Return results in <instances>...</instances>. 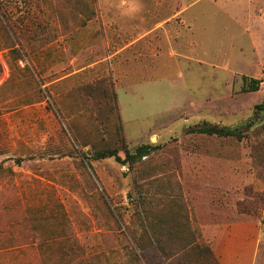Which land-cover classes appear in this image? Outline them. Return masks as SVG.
I'll use <instances>...</instances> for the list:
<instances>
[{
	"label": "rangeland",
	"instance_id": "rangeland-1",
	"mask_svg": "<svg viewBox=\"0 0 264 264\" xmlns=\"http://www.w3.org/2000/svg\"><path fill=\"white\" fill-rule=\"evenodd\" d=\"M205 4L195 9L205 15L190 60L172 58L153 80L125 86L135 63L155 55L145 42L131 45L160 22L147 0L0 3V264H160L155 251L142 259L133 246L142 198L164 229L191 210L202 244L212 224L239 219L258 220L264 236V111L254 109L264 100V0L253 20L220 0ZM154 5L169 15L175 6ZM178 22L166 25L169 37ZM244 77L260 90L244 91ZM206 124L244 136L192 131ZM144 144L154 151L133 168L83 155L110 147L125 158L124 148ZM253 196L258 214H240L238 202ZM259 257L264 264V242Z\"/></svg>",
	"mask_w": 264,
	"mask_h": 264
},
{
	"label": "crops",
	"instance_id": "crops-1",
	"mask_svg": "<svg viewBox=\"0 0 264 264\" xmlns=\"http://www.w3.org/2000/svg\"><path fill=\"white\" fill-rule=\"evenodd\" d=\"M218 1L219 0H147V2L152 5L148 6L146 11H149L153 16L152 20L159 19L160 22H156V25L154 24L144 35L136 38L131 45L136 48L140 45V42H145L146 47L149 49L152 48L155 55L152 60L149 58L145 59L144 63L141 61L135 63L133 66L136 69L133 76L134 78L131 77L129 81H124L125 86L126 83L132 86L134 84L153 80L154 76L158 74L159 71L163 68L167 69V67L172 65V58H177V63L181 60H190L191 56L189 53L194 52L196 48L200 46L201 40L198 37L200 27H198V20L201 16L205 15L204 10L201 11L203 13H195V9L203 3H206L204 6H212V4H216ZM220 1L228 5L233 14L245 13L249 20H253L255 17L253 7L256 0ZM154 3H172L175 6L171 15H169L170 11H168L165 6H156ZM204 9L206 10V8ZM174 20H180V22H178L180 26L178 31H176L177 36L173 38L172 36L169 37L166 25ZM248 29V33H252V29L249 27ZM179 45H184L185 53L176 49ZM119 101L120 113L127 132L128 122L125 119L121 100ZM132 123L137 122L134 121ZM159 126L161 125L155 124L154 128H149L145 132L146 135L150 132H157L156 130ZM212 226H214L211 232L213 240L212 247L220 264L259 263L260 247L264 242V236L260 232L258 220L239 219L230 223H214Z\"/></svg>",
	"mask_w": 264,
	"mask_h": 264
},
{
	"label": "trees",
	"instance_id": "trees-1",
	"mask_svg": "<svg viewBox=\"0 0 264 264\" xmlns=\"http://www.w3.org/2000/svg\"><path fill=\"white\" fill-rule=\"evenodd\" d=\"M4 21V20H3ZM21 21V20H19ZM9 28V27H8ZM10 31L12 28H9ZM245 90L246 92H257L260 90L259 84L260 80L255 78L244 77ZM255 113L264 111V100L255 105ZM120 113V110H119ZM119 113L117 114L119 117ZM120 119L122 120L121 114ZM123 124V123H122ZM251 128V125H246V129ZM243 128L237 126H222L219 124H206L205 126L194 128L192 131L201 135L214 136L217 138H229L236 137L237 139H242L244 136ZM125 158L119 155V148H101L94 150L90 156L83 154L85 158L94 160H104L109 158H116L118 162L122 165H128L133 168L135 164L142 161L144 158L149 157L154 148L151 145L144 144L136 147L133 150L124 148ZM3 168L0 165V173H3ZM141 205L137 204V208L142 207L141 212L138 213V219L141 222L142 233L140 235H135L132 233L133 246L137 252V256L142 259H146L147 253H152L155 251V255L159 260L160 264H169L170 260L174 257H181V263L183 264H220L217 259L211 239L210 242L202 244L199 241L201 238L200 225L191 218V210L188 211L186 208L185 214L182 216L183 222L173 221L172 225L167 226L164 229L162 219L156 222H151L148 212L145 208L147 201L145 198L140 200ZM259 209V199L257 197H250L249 200L239 201L237 204V210L240 214H249L256 216ZM108 211L114 217H118V214L108 208ZM161 209L158 210V216H160ZM178 213L174 215L177 216ZM180 214V213H179ZM169 223V222H168ZM169 225V224H168ZM167 231L169 237L164 240L162 234ZM180 235H182L180 237ZM184 235V236H183ZM140 261V259H138ZM148 262V261H147ZM146 262V263H147Z\"/></svg>",
	"mask_w": 264,
	"mask_h": 264
},
{
	"label": "built area",
	"instance_id": "built-area-1",
	"mask_svg": "<svg viewBox=\"0 0 264 264\" xmlns=\"http://www.w3.org/2000/svg\"><path fill=\"white\" fill-rule=\"evenodd\" d=\"M0 3L11 8L14 4L18 3V0H0Z\"/></svg>",
	"mask_w": 264,
	"mask_h": 264
}]
</instances>
